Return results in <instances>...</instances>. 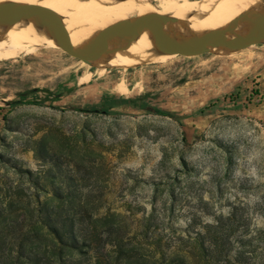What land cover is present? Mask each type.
Here are the masks:
<instances>
[{
	"label": "rangeland",
	"instance_id": "1",
	"mask_svg": "<svg viewBox=\"0 0 264 264\" xmlns=\"http://www.w3.org/2000/svg\"><path fill=\"white\" fill-rule=\"evenodd\" d=\"M19 57L0 62V207L64 192L115 215L136 249L101 264H264V44L131 69Z\"/></svg>",
	"mask_w": 264,
	"mask_h": 264
},
{
	"label": "trees",
	"instance_id": "2",
	"mask_svg": "<svg viewBox=\"0 0 264 264\" xmlns=\"http://www.w3.org/2000/svg\"><path fill=\"white\" fill-rule=\"evenodd\" d=\"M117 103L128 104L129 100L69 110L111 115L110 108ZM153 112L182 121L170 112L159 109ZM10 197L12 202L0 207V264H101L104 255L101 251L108 254L107 258L131 261L136 248L132 246V238L115 236L116 229L111 223L115 215L83 205L67 207L69 196L64 192L52 194V200L62 203L45 207L39 201L35 204L28 201L26 207H19L23 197L29 200L37 195Z\"/></svg>",
	"mask_w": 264,
	"mask_h": 264
},
{
	"label": "bare ground",
	"instance_id": "3",
	"mask_svg": "<svg viewBox=\"0 0 264 264\" xmlns=\"http://www.w3.org/2000/svg\"><path fill=\"white\" fill-rule=\"evenodd\" d=\"M0 2L35 3L56 10L64 17L68 38L74 42H80L117 21L146 13L172 16L187 27L202 31L221 30L242 15L264 10V0H0ZM245 29L246 27L235 28L232 33L237 35ZM49 46L57 47L50 36L27 21L18 22L5 29L0 27V62L18 58L36 48ZM234 54L236 53L229 55ZM166 56L146 35H135L124 52L101 58L97 65L105 69H131L135 68L139 61L154 62ZM81 64L90 66L85 62Z\"/></svg>",
	"mask_w": 264,
	"mask_h": 264
},
{
	"label": "water",
	"instance_id": "4",
	"mask_svg": "<svg viewBox=\"0 0 264 264\" xmlns=\"http://www.w3.org/2000/svg\"><path fill=\"white\" fill-rule=\"evenodd\" d=\"M21 21L38 26L67 58L91 66L101 58L124 52L135 35H146L162 54L172 57L239 53L264 44V10L242 15L221 30L202 31L193 30L172 16L146 13L117 21L74 42L68 38L64 17L56 10L35 3L0 2L1 28ZM239 27L246 29L233 35Z\"/></svg>",
	"mask_w": 264,
	"mask_h": 264
}]
</instances>
